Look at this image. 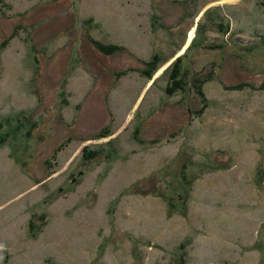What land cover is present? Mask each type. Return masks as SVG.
<instances>
[{
  "label": "rangeland",
  "instance_id": "rangeland-1",
  "mask_svg": "<svg viewBox=\"0 0 264 264\" xmlns=\"http://www.w3.org/2000/svg\"><path fill=\"white\" fill-rule=\"evenodd\" d=\"M263 85L264 0H0V264H264Z\"/></svg>",
  "mask_w": 264,
  "mask_h": 264
},
{
  "label": "trees",
  "instance_id": "trees-1",
  "mask_svg": "<svg viewBox=\"0 0 264 264\" xmlns=\"http://www.w3.org/2000/svg\"><path fill=\"white\" fill-rule=\"evenodd\" d=\"M93 40V42H94V44H95V46L99 49V50H101L102 52H104V53H108V54H110V53H115L116 51H118V50H120V49H122V47L121 46H119V45H116V44H113V45H106V44H102V43H100V42H98V41H95L94 39H92ZM151 64V63H150ZM176 74H174V78L175 77H178L179 78V75H181L182 73H181V70H178L177 72H175ZM173 78V77H172ZM174 80V79H173ZM175 81V80H174ZM197 81L199 82V86H198V88H197V90H199L200 91V93H201V95H202V97H203V101H204V98H205V93L203 92V84L202 83H204V80H203V78H200V77H198L197 78ZM245 85H248V83L247 82H243V83H239L238 85H232L231 87L230 86H228L227 87V89H241V88H243ZM263 87H264V85H263ZM174 91H171V93H173ZM206 107H207V103H205V101H204V103L202 104V108L200 109V111H203L204 109H206ZM87 155V153L85 154V156Z\"/></svg>",
  "mask_w": 264,
  "mask_h": 264
}]
</instances>
